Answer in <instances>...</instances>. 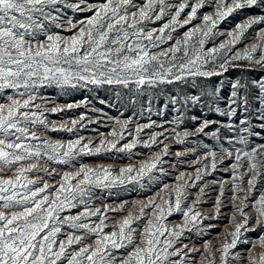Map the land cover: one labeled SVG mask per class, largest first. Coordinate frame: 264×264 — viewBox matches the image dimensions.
Masks as SVG:
<instances>
[{
    "label": "snow or ice",
    "instance_id": "snow-or-ice-1",
    "mask_svg": "<svg viewBox=\"0 0 264 264\" xmlns=\"http://www.w3.org/2000/svg\"><path fill=\"white\" fill-rule=\"evenodd\" d=\"M206 7L211 11L201 14ZM186 9L190 11L181 19ZM253 9L258 11H248ZM65 10L89 15L74 20ZM234 14H244V19L220 31L219 25ZM165 17L160 27H150ZM195 20L200 23L193 25ZM189 25L178 33L180 38L173 35ZM218 36L226 39L217 44ZM210 41L212 46L206 47ZM257 68L264 73V0H0V264H264V142L254 139L264 133V75H241L228 83L221 79L234 69L250 73ZM171 85L178 92L169 96L164 109L175 113L172 120L136 124L133 135L129 125L134 121L115 118L118 129L107 133L112 139L95 145L83 136L67 142L47 137L48 131L71 133L84 127L85 120L95 122L81 114L57 127L47 113L89 101L60 105L44 95L48 88L67 94L68 89L106 86L118 103L132 108L143 107L146 99L145 111L151 114L162 86ZM195 107L222 119L187 111ZM188 117L193 131H177ZM166 124L173 125L172 138L178 144L192 135L212 139L194 161L203 166L194 175L181 172L174 186L164 184L147 203L95 207L97 190L132 183L145 188V180H159L157 172L167 174L160 167L163 156L170 154L164 143L169 139ZM154 127L161 131L140 139L145 129ZM125 132L132 138L118 147ZM138 144L163 148L138 167L129 164L118 173L110 166L81 163L75 171H63L56 184L45 179L59 174L53 164L73 167L81 155L131 154ZM220 165L230 180L205 181ZM229 183L231 195L226 197ZM210 184H219V194L214 214L204 216L196 205L203 203ZM191 188L199 191L189 204ZM225 199L232 202L225 227L234 230L222 246L206 241L201 250L184 244L185 232L202 231L201 217L223 215ZM81 207L76 214H64ZM109 211L128 214L109 225ZM174 212L182 215V222L172 225L168 217ZM92 217L99 222H91ZM248 233H256L255 238Z\"/></svg>",
    "mask_w": 264,
    "mask_h": 264
},
{
    "label": "rangeland",
    "instance_id": "rangeland-1",
    "mask_svg": "<svg viewBox=\"0 0 264 264\" xmlns=\"http://www.w3.org/2000/svg\"><path fill=\"white\" fill-rule=\"evenodd\" d=\"M89 2H94V0H89ZM142 0H137V3H141ZM174 3H179L181 0H172ZM190 9H186L185 13L181 14V19L186 17L187 12ZM211 10L209 8L201 9V14L208 13ZM250 12L255 13L258 10H248ZM67 15L72 17L74 20L78 18H83L89 13H73L71 10H65ZM167 17L164 20L157 21L155 24L150 25V27H160L164 22L167 21ZM244 19V14H234L232 17L228 18L226 21L219 25L220 31H227L233 28L236 22L241 21ZM200 20L193 21V25L199 24ZM192 25L186 26V28H178L177 33H173V35L177 38H180L178 33H183L187 27H191ZM62 34H69V33H62ZM226 39L225 36H218L215 38V43H219ZM251 43H255V41H250ZM171 43V42H170ZM212 41L206 44V47H211ZM164 47H167L165 45ZM238 48L243 47V45H238ZM243 63V62H242ZM241 75L247 79L249 76L251 77H259L264 75L261 71L257 68L252 72H246L242 69H234L231 70L229 73L225 75V77L221 78L224 80L225 83L229 81L240 78ZM164 89L163 93L158 94L152 104V113H148L145 111V108L149 107L148 101L144 100V105H137L135 108H132L130 105H126L122 102L118 103L117 99L114 95V92L111 88L108 87H92L89 86L87 89H68L66 90L67 94H62L60 90L55 88H48L44 90V95L52 98L58 104L64 105L66 103H79L82 100L87 99L89 103L87 105H81L80 107L73 108V109H65L62 112L52 114L47 113L50 121H57V127H59V123L64 121H71L72 119H79L81 114H85L87 117L93 118L95 122H89L88 120L83 121L84 127H77L76 130L73 132L67 131H48L47 137L50 138L52 141H64L67 142L68 140L76 139L78 136L85 137V141L90 138L93 142V145L98 144L101 139H112L111 137L107 136L113 127H117L115 123V118H119L121 120L130 118L134 123L129 125V131L135 135V127L136 124H145L150 123L151 121H156L157 124L162 123L164 120H172L175 116V113L171 110L164 109V103L168 100L170 95H174L178 92V88L175 85L171 86H162ZM120 91L124 92L125 90L119 89ZM103 101V103H102ZM37 102H40L39 100ZM53 105L49 104L48 107H52ZM92 108L99 109V111H91ZM163 109L164 114H158L160 110ZM192 115L202 114L203 116H209L212 119H222L216 116L215 114H210L207 112L206 109L201 107L190 108L187 110ZM112 117L113 119H109ZM71 127V124L68 125ZM165 127L168 131L165 133L169 139L165 140L164 143L168 145L169 148V155L163 156L164 163L160 165L167 173L166 175H160L159 172L156 173L159 176V180L148 184L145 180L144 183L146 185L145 188H140V186L136 183L127 184L125 186H117L111 190H106L104 192H100L97 190V196L94 197V206L100 207L103 209L105 204L115 207L120 202L124 201L127 202L129 205L139 202H148L149 197H153L156 193L163 187L164 184L169 186H174L176 181V176H178L181 172L194 175L195 169L197 167H202V164H194V161L197 159L198 156L202 155L206 149L203 148L205 143L212 145L213 141L210 137L207 136H199V135H192L186 138L185 143L178 144L176 140L172 138L174 133H172L171 129L173 127L172 124H166ZM194 123L190 117L186 118L184 124L181 125L177 131H193ZM152 131L159 132L161 131L160 128L154 127L153 129H145L144 132L141 133L140 139L141 140H148L149 133ZM125 139L120 141V145L124 143L130 142L131 136L128 135V132H125ZM160 139H164L160 137ZM257 144L264 142V133L261 134L260 137L254 138ZM163 148V145H153L151 148H145L142 144H138L135 148H133L132 153H117L115 151L112 152H104L99 155H81L77 158L76 161H73V167H69L66 165H51V167H55L58 169V175L55 178L45 177L48 179L51 184H56L59 180V176L62 175L63 171H75L81 163L86 164L90 167H95L97 165H104L110 166L115 172H119L121 167H127L129 164L133 165L134 167L139 166L140 161H146L149 159V156L152 153L159 152ZM190 149H195V151H189ZM181 152L184 155L177 157L176 153ZM138 154V155H137ZM229 163L227 158H225V164ZM224 165L219 166V170L213 172L212 175L205 178V181L211 182L213 180L216 181H229L230 175L228 172H225ZM11 175V173H8ZM31 175V174H30ZM41 176H44L43 173H40ZM35 178V176H33ZM201 185L204 183L203 181L200 182ZM230 187L229 184H225V196H230L231 192L227 191ZM190 195L188 197L187 203H191L195 198V194L198 193L199 188H191L188 190ZM208 195L204 196L203 203L196 205V207L202 212L204 216L213 215L214 214V202L215 198L219 194V184H210L207 189ZM255 195H259V192L255 193ZM167 198V195H165ZM231 201L228 199L224 200L225 207H223L222 212L223 215L220 216L218 219H203L200 218L199 227L202 229L201 232H197L196 229H193L191 232H185L184 236L182 237V241L184 244H188L189 247L195 246L196 248H201L202 245L206 241H210L213 247L219 248L222 246L224 242V238L228 232L233 231L234 229L231 227H225L228 225L229 217L232 215L231 212ZM83 210L82 207L80 209H72L70 213L64 214H76L78 211ZM128 210L136 211L135 208H129ZM149 213L151 212L150 209H146ZM128 214L127 211L124 212H107L106 216L108 219L106 223L111 225L114 221L121 219L123 216ZM168 220L172 222V225L179 224L182 222V215L180 213L174 212L172 216L168 217ZM91 222H99L96 217L91 218ZM170 225V226H172ZM208 225H218L217 227L208 228ZM108 229H106L107 231ZM247 235L255 238L256 233H248ZM163 239V237L161 238ZM230 242V237H228ZM177 247H180L178 244ZM240 248H246L248 245H239ZM219 254L217 253V262H218ZM195 259L197 262L200 259V254H195Z\"/></svg>",
    "mask_w": 264,
    "mask_h": 264
}]
</instances>
